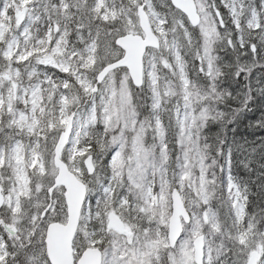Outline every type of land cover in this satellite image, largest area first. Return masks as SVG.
I'll return each instance as SVG.
<instances>
[{
  "label": "snow or ice",
  "instance_id": "snow-or-ice-1",
  "mask_svg": "<svg viewBox=\"0 0 264 264\" xmlns=\"http://www.w3.org/2000/svg\"><path fill=\"white\" fill-rule=\"evenodd\" d=\"M9 31L0 37V180L9 181L0 183V264H53L49 233L73 223V264L90 249L96 264H264L247 195L242 208L228 205L243 227L226 230L212 172L197 169L205 187L193 190L185 167L189 148L209 163L205 129L232 67L218 52L251 54L237 80L264 66V0H29Z\"/></svg>",
  "mask_w": 264,
  "mask_h": 264
},
{
  "label": "trees",
  "instance_id": "trees-1",
  "mask_svg": "<svg viewBox=\"0 0 264 264\" xmlns=\"http://www.w3.org/2000/svg\"><path fill=\"white\" fill-rule=\"evenodd\" d=\"M29 0H27V8H28ZM24 9V8H22ZM21 14V9L8 8V12L6 17L0 18V22L4 23L8 33H10V29L15 31L14 26L17 20V15ZM35 27H42V25H35ZM198 38V33H196ZM74 42V41H73ZM247 51L246 49H242L241 52ZM258 54V53H257ZM185 55V53H184ZM218 55L221 58V64L225 65L226 61L228 63H232L233 69L238 68V63H247L252 58H245L243 56L242 59H236V54L232 52L231 49L226 51H219ZM185 57L193 63L192 56ZM250 65V64H249ZM0 64V71H1ZM191 71V69H190ZM225 71H229L227 68ZM192 78L196 80L198 83H202V78L197 76L195 70L192 71ZM245 76H240L238 79V86L234 84V87L230 93V96L224 97L221 102H218V108L223 112V119H215L214 122L210 123L209 126L205 129V136L210 140L211 145V153L209 154V163L211 167L213 166V162L217 164L215 168V173H217V183L212 189L213 199V207L216 209L218 215L221 219L227 220L228 225L226 230L239 229L243 227V215H241V219L239 223L233 224L232 220L228 217V203L226 197L223 192V171L220 169H224L225 158L229 156L230 160V174L231 179L235 183L237 187L238 200L241 203V207L244 203L242 196L244 194L247 195L248 198V212L252 214V219L256 224L259 225L260 232H264V225L261 223V216L258 215L255 204L259 207L264 206V202L256 199L254 197V191L250 188L249 183H254L257 188L262 189L264 186V172L262 171V167L258 166V163L264 159V148L263 152L257 153L256 157L250 158L249 156H245L243 159L237 157V153L239 151L240 146L244 143V138L253 137L256 133H260L264 131V108L259 107V98L256 94L252 92V88L255 87V83L248 82L249 79ZM160 79L162 81L171 82L174 84L176 77H174L171 71H161ZM224 82V79L221 80V84ZM261 97L264 98V88H258ZM237 96V98H234ZM148 102V98L143 93H137L136 103L142 104ZM88 102L85 101V104ZM246 109V110H245ZM141 119L146 114L145 111L141 110ZM260 120V121H259ZM259 122V126L258 125ZM264 137V133H263ZM230 139V140H229ZM213 140H216L218 144L213 145ZM223 141H233V144L224 145ZM238 142H241L238 144ZM219 144L221 146H219ZM259 147H257L258 149ZM207 151V148H205ZM223 152V155H218L219 152ZM235 154L231 155L230 152H234ZM214 158V159H213ZM256 158V159H255ZM238 160L239 167L236 168L235 162ZM210 171V170H209ZM258 215V216H257ZM4 217V213L0 212V219ZM0 235H3V232H0ZM251 237V233L245 235V240Z\"/></svg>",
  "mask_w": 264,
  "mask_h": 264
},
{
  "label": "bare ground",
  "instance_id": "bare-ground-1",
  "mask_svg": "<svg viewBox=\"0 0 264 264\" xmlns=\"http://www.w3.org/2000/svg\"><path fill=\"white\" fill-rule=\"evenodd\" d=\"M244 57L247 58L248 60H249V58H252V60H249L247 63L239 62L238 63V69H241V70L251 69L252 64L254 63L253 57L251 56V54H249L248 56H244ZM242 58H243L242 54L240 56H236V59H242ZM256 59H258L260 61V63L262 65H264V49H260L258 51ZM225 63H226L225 65H231L232 66V63H228L227 61ZM231 69H233V67H231ZM235 71H236V69L228 71L229 75L224 78V82L222 83V86L224 87V89H226L229 92L234 90V87L231 88L230 86H234V84L236 86H238L239 85L238 82H240L237 79H235L232 75V73H234ZM240 76H243V77L245 76V78L247 77L249 79L248 82L251 81V82L255 83L254 84L255 87L252 88V92L254 94H256L259 98V102H260L259 107L264 108V98L261 97L262 95L258 89V88H264V66L255 67L254 70H252L250 72V75H246V74L241 72ZM234 98H237V96H234ZM263 133H264V131L260 132V133H256L253 137L244 138V143L240 146L239 151L237 153V157L240 159H243L245 156H249L250 158L254 159V157H256L257 153L263 152V149H262V148H264ZM207 143L210 144V140H207ZM240 143L241 142H238V144H240ZM216 144H218V142L216 140H213V145H216ZM222 144L230 145V144H233V141H223ZM219 146H221V145L219 144ZM257 147H259V148L257 149ZM205 148H207V146H205ZM230 154L234 155L235 151L230 152ZM234 166L236 168L239 167L238 160H236ZM258 166L262 167V171L264 172V159H262L258 163ZM210 171L212 172V175L215 178H217V173L213 174V166L210 168ZM249 186L254 191V197L256 199L264 202V186L262 189H259L252 182L249 183ZM228 205H229V203H228ZM254 207H256L258 215L261 216L262 218H264V206L259 207L257 204H255ZM262 218H261V221H262L261 223H263V225H264V219H262Z\"/></svg>",
  "mask_w": 264,
  "mask_h": 264
},
{
  "label": "water",
  "instance_id": "water-1",
  "mask_svg": "<svg viewBox=\"0 0 264 264\" xmlns=\"http://www.w3.org/2000/svg\"><path fill=\"white\" fill-rule=\"evenodd\" d=\"M73 203L79 200L80 191L74 183L69 188ZM75 233L74 223L69 226L58 225L49 233V254L53 264H73V235ZM81 264H96L94 251L89 250L85 254Z\"/></svg>",
  "mask_w": 264,
  "mask_h": 264
},
{
  "label": "rangeland",
  "instance_id": "rangeland-1",
  "mask_svg": "<svg viewBox=\"0 0 264 264\" xmlns=\"http://www.w3.org/2000/svg\"><path fill=\"white\" fill-rule=\"evenodd\" d=\"M19 3L21 5H23L24 1L20 0ZM21 21H22V19L20 18L18 20L17 27L19 26ZM5 34H6V30H5L4 26L0 25V37H2ZM219 90H220L219 94L214 98V102L211 104V111L213 113L214 118L222 117L221 111H218L216 108L217 102H221L224 97L230 96V92L227 91L226 89H224V87L221 84V81L219 82ZM166 95H167V93H166ZM188 143L189 144L191 143L190 136H188ZM188 155L190 156V159L185 160V167L189 168L190 172H189V175L186 177V179H190L192 181L193 190H195L198 180L200 181V187L203 188V187H205L203 180L195 174L197 169H201V168L204 169L203 156L199 152L193 153L191 148H189V150H188ZM225 178L227 179V176H225ZM182 191H183V189H182ZM224 191L226 193V197L229 201V204H231L233 208H237L238 206L236 203V195H235L234 188L231 186L230 182L227 180H226L225 185H224ZM208 239L213 240V237L209 236ZM216 242L217 243L219 242L218 238H217Z\"/></svg>",
  "mask_w": 264,
  "mask_h": 264
},
{
  "label": "clouds",
  "instance_id": "clouds-1",
  "mask_svg": "<svg viewBox=\"0 0 264 264\" xmlns=\"http://www.w3.org/2000/svg\"><path fill=\"white\" fill-rule=\"evenodd\" d=\"M185 55L186 56H192L191 49H186L185 50ZM188 62H189V64H191L189 60H188ZM262 219H264V218H262Z\"/></svg>",
  "mask_w": 264,
  "mask_h": 264
}]
</instances>
